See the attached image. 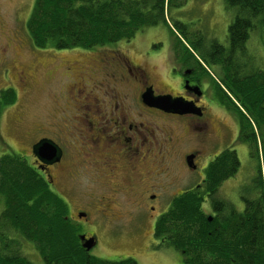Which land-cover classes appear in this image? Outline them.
Listing matches in <instances>:
<instances>
[{
    "label": "trees",
    "instance_id": "16d2710c",
    "mask_svg": "<svg viewBox=\"0 0 264 264\" xmlns=\"http://www.w3.org/2000/svg\"><path fill=\"white\" fill-rule=\"evenodd\" d=\"M225 1L238 9L228 25L227 47L215 40L203 47L197 33L193 35L197 43H189L202 61L220 70V101L238 112L239 140L257 160L255 189L253 195L243 194L244 208L240 212L231 204L213 199L218 211L211 221L202 212L204 193L190 190L176 195L168 212L159 218L156 230L172 232L174 245L184 250L186 264H264V69L247 70L242 67L246 60H241L254 21L264 28V0ZM179 4L178 0H36L26 28L38 48L112 47L113 43L133 39L144 28L168 27L167 10ZM173 25L178 27L179 21ZM186 53L188 59L194 56L191 50ZM201 69L207 74L202 65ZM15 100L13 88L0 92V108ZM239 165L236 150L223 149L205 170L206 190L213 195ZM0 205V223L5 219L19 226L17 230L34 242L45 264H137L131 257L110 260L87 254L63 219L66 208L59 196L15 154L0 155ZM0 264L33 263L15 244L0 243Z\"/></svg>",
    "mask_w": 264,
    "mask_h": 264
},
{
    "label": "flooded vegetation",
    "instance_id": "af4514ba",
    "mask_svg": "<svg viewBox=\"0 0 264 264\" xmlns=\"http://www.w3.org/2000/svg\"><path fill=\"white\" fill-rule=\"evenodd\" d=\"M103 50L110 51V47L100 51ZM89 51L83 50L81 53ZM117 57L105 53L94 56L90 61L93 64H81L74 77H71L73 71L76 72L75 68L83 61L76 60L65 68L68 80L75 82L65 85L67 91L63 100L70 112L67 116L60 117L73 127L69 135H63L62 124L58 120L54 130L56 138L43 134L25 150L13 149L8 142L0 140V155L15 154L19 160L26 161L34 168L44 179L45 185L59 196L66 208L63 219L73 226L87 223L88 212L76 210L75 215L70 216L69 203L64 198L66 195L63 191L68 182L73 186H81L83 180L78 179L87 177L90 182L86 184L88 193L82 195L79 192V197L74 190L67 193L69 196L74 193L77 201L79 198L83 199V205L96 212V220L106 222L108 218L120 219L124 217L123 209L129 207L126 214L129 218H138L142 224L152 223L148 249L154 252L153 248L162 249L167 245L179 252L183 259L184 250L176 248L172 232H157L156 226L159 218L168 212L176 195L190 190L204 193L203 214L211 215L212 218L216 216L218 210L212 205V192L206 190L204 185L205 165L222 151L214 153L219 143L216 142V133L214 134V115L217 112L228 114L233 109L229 104L221 103L218 98L216 100L214 96H207V90H211L212 86L207 87L203 77H200L203 69L197 57L195 60L192 59L194 56L189 59L192 67H188V64L177 69L175 63L167 65L166 74L178 80V90L173 92L157 82L153 65L133 62L123 54ZM7 70L3 67L0 75L9 81ZM165 70L166 68L164 72ZM66 74L63 75L64 78H67ZM155 84L161 87L156 88ZM166 84L170 83L166 81ZM8 87L10 86L5 88ZM146 90H152L153 95L182 97L190 104L191 110L187 114H177L165 112L155 106L150 107L142 99ZM218 93L221 94L222 91L217 89V96ZM213 106L221 107L220 111L214 110ZM179 121L182 123L180 128L177 126ZM186 136L194 144L190 149L180 151L177 149L178 141L180 137ZM41 139H50L57 145V160L37 157L36 152H33V145ZM68 141H77L76 148L67 144ZM202 160H205L204 165L200 164ZM179 163L188 178L194 177V184L189 188L177 189L172 196L174 168H179ZM188 181L191 182L190 179ZM120 182L125 186L120 187ZM93 184L99 185V189L96 190ZM243 199L245 200L244 197L239 199L241 205L238 211L231 203L234 211H242ZM205 205L208 214L203 211ZM146 209L152 213H141ZM121 210L122 214L119 212ZM136 213L137 218L134 216ZM92 235L93 232L78 235L84 236L86 241L89 240L88 244L92 245L86 250L84 241L79 240L80 247L87 254L97 245L95 236Z\"/></svg>",
    "mask_w": 264,
    "mask_h": 264
},
{
    "label": "rangeland",
    "instance_id": "374dc122",
    "mask_svg": "<svg viewBox=\"0 0 264 264\" xmlns=\"http://www.w3.org/2000/svg\"><path fill=\"white\" fill-rule=\"evenodd\" d=\"M35 1L0 0V70L3 67L8 69L9 80L7 81L5 76L0 75V92L10 86L16 93V100L13 103L1 105L0 140H5L10 147L16 150L27 149L30 143L43 134H47L52 139L56 138L54 130L58 120L62 124L63 135H69V131L73 127L60 117L67 116L70 112L69 106L65 105L63 100L67 91L65 85L75 83L73 80H68L65 68L70 67L76 60L83 62H79L78 68H75L76 72L73 71L71 77L78 74L81 64L90 62L94 56L105 53L109 56L119 57L123 54L133 62H146L153 65L155 67L154 77L157 82L167 86L169 92H173L178 90V80L166 74L167 65L175 63L177 69L188 64V67H192L191 60L188 59L186 53L188 50L193 52L194 57L201 59L189 43V41L197 43L196 37H193L195 33L200 34L203 47L213 40L227 47L228 25L238 12L236 7L228 6L225 0H178L180 4L177 7L167 10L168 27L158 25L144 28L129 41L111 44L110 51H100L109 48L104 47L91 49L89 53H81L83 50L79 48L64 50L48 46L43 49L33 44L26 25ZM175 20L179 21L178 27L173 25ZM183 32L187 36L183 35ZM146 51L152 54H147ZM241 52L244 53L241 60H246L242 63V67L247 70L264 69V28L259 27L256 21L250 28L249 37ZM201 65L207 70V74L202 70L200 77H203L207 87L212 86L211 90L208 88L207 96L211 95L216 100L217 98L220 100L216 94L218 85L223 87L219 68L214 65L209 66L205 61H202ZM64 74L67 75V78L63 77ZM205 79L208 81L206 82ZM166 81L170 84H166ZM159 87L161 85H156V88ZM213 109L220 111L221 107L213 106ZM237 113L230 110L228 114L217 112L214 115V134L216 133V142H219L214 153L217 150L219 153L221 150L231 147L236 150L240 165L235 174L223 181L212 195L214 201L233 203V208H236V211L240 209L239 199L243 198V194L248 192L253 195L257 161L250 153L248 146L239 140V116ZM181 125L182 123L179 121L177 126L180 128ZM67 144L76 148L77 141H73V143L68 141ZM193 144L194 141L189 136L180 137L177 149L188 150ZM209 160L205 167L208 166ZM200 164L204 165L205 160H202ZM174 172L172 196L177 189L189 188L194 184V177L188 178L180 163L179 168L176 169L175 166ZM88 179L87 177L78 179V181L83 180L81 186L77 184L73 186L68 182L63 194L66 195L64 198L69 203L70 216L75 215L76 210L88 212L87 223L82 222L79 225H74L75 227L69 224L77 237L81 233H94L92 236H95L97 245L89 253L90 255L110 260L131 257L137 264H186L183 263V261L185 262L184 257L182 259L180 253L170 246L164 245L162 249L153 248L154 252L148 249L152 223L142 224L137 218V213L134 214L137 219H132V216L129 218L126 215L129 207L123 209L124 217L120 219L108 218L106 222L96 220V212L83 205V199L79 198L77 201L74 193L73 196H69L67 193V191L73 192V190L77 194L79 192L82 195L88 193L89 188L86 186L90 183ZM188 179H190V183ZM92 186L96 190L99 189V185L93 184ZM119 186L124 187L125 185L120 182ZM207 209L205 205L203 211L208 214ZM119 212L122 214V210ZM149 212L152 213L147 209L141 211L143 214ZM2 220L0 243L15 244L20 253L33 264H45L42 254L34 242L25 239L17 230L19 226L16 227L5 219Z\"/></svg>",
    "mask_w": 264,
    "mask_h": 264
},
{
    "label": "water",
    "instance_id": "95a60500",
    "mask_svg": "<svg viewBox=\"0 0 264 264\" xmlns=\"http://www.w3.org/2000/svg\"><path fill=\"white\" fill-rule=\"evenodd\" d=\"M143 102L155 108L164 110L165 112L177 113V114H187L190 112V104L185 101L182 97H172L168 94L163 95H153L152 90H146L142 95ZM33 152L37 157L43 156L44 158H49L50 160H57L59 157L58 147L50 139H41L36 142L32 147ZM208 221L213 220L211 215H207ZM80 241H84L83 245L86 250L90 249L92 245L88 244L89 240L86 241L84 236L79 237ZM86 242V243H85Z\"/></svg>",
    "mask_w": 264,
    "mask_h": 264
}]
</instances>
